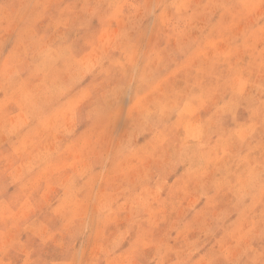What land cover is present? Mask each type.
Returning <instances> with one entry per match:
<instances>
[{
	"label": "rangeland",
	"instance_id": "obj_1",
	"mask_svg": "<svg viewBox=\"0 0 264 264\" xmlns=\"http://www.w3.org/2000/svg\"><path fill=\"white\" fill-rule=\"evenodd\" d=\"M0 264H264V0H0Z\"/></svg>",
	"mask_w": 264,
	"mask_h": 264
},
{
	"label": "bare ground",
	"instance_id": "obj_2",
	"mask_svg": "<svg viewBox=\"0 0 264 264\" xmlns=\"http://www.w3.org/2000/svg\"><path fill=\"white\" fill-rule=\"evenodd\" d=\"M22 55V54H21ZM17 57V56H16ZM232 93V92H231ZM233 94V93H232ZM125 100V99H124ZM125 103V102H124ZM127 103V101H126ZM167 104V103H166ZM127 105V104H126ZM176 107V106H175ZM234 111V110H233ZM257 117V116H256ZM251 120V119H250ZM109 121V120H108ZM109 123V122H108ZM248 132V131H247ZM247 134V133H246ZM249 136V135H248ZM260 147V146H259ZM252 159V158H251Z\"/></svg>",
	"mask_w": 264,
	"mask_h": 264
}]
</instances>
